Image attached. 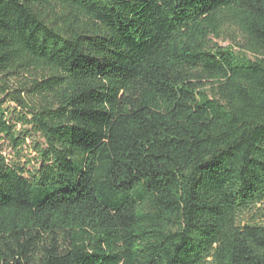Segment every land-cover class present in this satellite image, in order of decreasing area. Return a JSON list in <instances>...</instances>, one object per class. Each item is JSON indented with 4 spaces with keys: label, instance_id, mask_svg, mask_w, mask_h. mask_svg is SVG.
Listing matches in <instances>:
<instances>
[{
    "label": "trees",
    "instance_id": "1",
    "mask_svg": "<svg viewBox=\"0 0 264 264\" xmlns=\"http://www.w3.org/2000/svg\"><path fill=\"white\" fill-rule=\"evenodd\" d=\"M0 138V264H264V0H0Z\"/></svg>",
    "mask_w": 264,
    "mask_h": 264
},
{
    "label": "rangeland",
    "instance_id": "2",
    "mask_svg": "<svg viewBox=\"0 0 264 264\" xmlns=\"http://www.w3.org/2000/svg\"><path fill=\"white\" fill-rule=\"evenodd\" d=\"M220 44L222 46H227L229 44V42L222 41V42H220ZM9 107H10V110L15 109L13 107V105H11V104L9 105ZM18 128H20V127H18ZM27 143H30V141H27ZM0 150L3 151V153L5 155L10 156L11 160H14V156H13L14 153L12 152V149L9 147L8 142L3 140L2 138H0Z\"/></svg>",
    "mask_w": 264,
    "mask_h": 264
}]
</instances>
